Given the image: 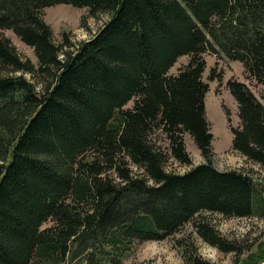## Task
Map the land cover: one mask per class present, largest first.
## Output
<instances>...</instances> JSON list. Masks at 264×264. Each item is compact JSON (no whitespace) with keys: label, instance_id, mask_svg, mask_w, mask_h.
<instances>
[{"label":"trees","instance_id":"1","mask_svg":"<svg viewBox=\"0 0 264 264\" xmlns=\"http://www.w3.org/2000/svg\"><path fill=\"white\" fill-rule=\"evenodd\" d=\"M62 3L109 18L70 50L42 13ZM206 52L264 86V0H0V264H120L189 222L208 244L238 249L201 214L264 213V196L248 172L212 164ZM226 86L239 118L231 147L264 167V96ZM186 134L203 162L192 165ZM169 160L191 167L167 170Z\"/></svg>","mask_w":264,"mask_h":264},{"label":"rangeland","instance_id":"2","mask_svg":"<svg viewBox=\"0 0 264 264\" xmlns=\"http://www.w3.org/2000/svg\"><path fill=\"white\" fill-rule=\"evenodd\" d=\"M42 13L44 20L51 26L56 42L61 41L62 32L69 33V40L74 44L70 50H73L79 41L90 38L109 18L106 12L92 15L85 7L65 3L45 7ZM1 33L9 38L21 57L29 58L36 65L37 61L31 47L23 43L10 30L4 29ZM203 56L206 65L202 78L208 84L205 94V114L213 135L212 164L219 170L242 169L248 172L264 196V167L247 160L231 147L230 125L237 126L239 118L236 101L230 94L226 82L230 78L245 82L261 101H263L264 86L248 79L239 61H231L219 53L206 52ZM188 60L189 55L180 56L169 72H177L178 68L185 65ZM213 67L221 74L220 80L209 79ZM24 75L32 80L30 74ZM185 143L192 165L203 162V156L188 134L185 135ZM190 167L174 160H169L166 164L167 170L175 172H184ZM201 216L219 235L235 244L238 249L225 252L208 244L199 237L192 223L189 222L173 236L162 240L136 243L120 264H192L193 256L206 260L210 264H264V213L262 211L244 217H226L220 213L210 212H204Z\"/></svg>","mask_w":264,"mask_h":264}]
</instances>
